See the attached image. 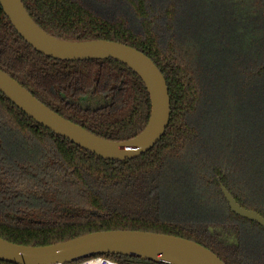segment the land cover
Wrapping results in <instances>:
<instances>
[{
  "label": "trees",
  "instance_id": "trees-1",
  "mask_svg": "<svg viewBox=\"0 0 264 264\" xmlns=\"http://www.w3.org/2000/svg\"><path fill=\"white\" fill-rule=\"evenodd\" d=\"M50 35L136 48L163 73L169 125L148 152L107 160L36 122L0 92V237L49 245L142 230L193 240L226 264H264V0H22ZM0 69L91 133L135 137L151 113L141 78L112 58L59 60L33 48L0 4ZM94 86L100 109L81 97ZM115 264H161L100 254ZM0 264H15L1 261Z\"/></svg>",
  "mask_w": 264,
  "mask_h": 264
},
{
  "label": "water",
  "instance_id": "water-1",
  "mask_svg": "<svg viewBox=\"0 0 264 264\" xmlns=\"http://www.w3.org/2000/svg\"><path fill=\"white\" fill-rule=\"evenodd\" d=\"M18 33L40 53L59 60L112 58L133 70L150 96L151 113L135 137L113 141L91 133L37 99L0 69V92L36 122L107 160H127L148 152L164 135L171 117L166 79L155 62L134 47L110 40L69 41L50 35L30 16L22 0H0ZM231 210L264 227V216L241 206L224 187ZM120 254L161 264H226L205 246L186 238L142 230H107L87 233L49 245H22L0 237V260L15 264L73 262L100 254Z\"/></svg>",
  "mask_w": 264,
  "mask_h": 264
},
{
  "label": "flooded vegetation",
  "instance_id": "flooded-vegetation-1",
  "mask_svg": "<svg viewBox=\"0 0 264 264\" xmlns=\"http://www.w3.org/2000/svg\"><path fill=\"white\" fill-rule=\"evenodd\" d=\"M95 91L96 86L80 98L84 108L90 107L91 109H100L105 107L108 101L112 98V96L109 98L105 94H97Z\"/></svg>",
  "mask_w": 264,
  "mask_h": 264
},
{
  "label": "built area",
  "instance_id": "built-area-1",
  "mask_svg": "<svg viewBox=\"0 0 264 264\" xmlns=\"http://www.w3.org/2000/svg\"><path fill=\"white\" fill-rule=\"evenodd\" d=\"M49 264H115L113 260L109 259L105 256H92L87 259H82L73 262H57V263H49Z\"/></svg>",
  "mask_w": 264,
  "mask_h": 264
}]
</instances>
